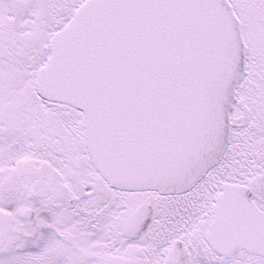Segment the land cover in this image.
Wrapping results in <instances>:
<instances>
[{"label":"snow or ice","instance_id":"6c2138e0","mask_svg":"<svg viewBox=\"0 0 264 264\" xmlns=\"http://www.w3.org/2000/svg\"><path fill=\"white\" fill-rule=\"evenodd\" d=\"M0 264H264V0H0Z\"/></svg>","mask_w":264,"mask_h":264}]
</instances>
